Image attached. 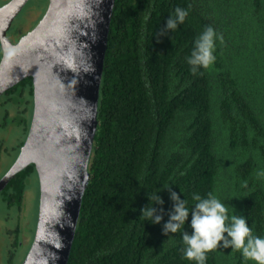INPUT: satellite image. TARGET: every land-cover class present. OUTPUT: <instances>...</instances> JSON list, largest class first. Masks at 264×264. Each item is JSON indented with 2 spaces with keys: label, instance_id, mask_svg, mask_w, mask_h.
<instances>
[{
  "label": "trees",
  "instance_id": "16d2710c",
  "mask_svg": "<svg viewBox=\"0 0 264 264\" xmlns=\"http://www.w3.org/2000/svg\"><path fill=\"white\" fill-rule=\"evenodd\" d=\"M177 7L188 11L185 22L160 35ZM209 26L222 37L216 59L193 74L186 58ZM32 81L16 87L22 102ZM98 121L69 264H195L183 258L179 232L163 235L168 187L190 208L193 194H212L264 237V0H116ZM33 179L30 166L11 181L12 206ZM156 192L164 200L159 225L140 211ZM207 257L255 264L231 249Z\"/></svg>",
  "mask_w": 264,
  "mask_h": 264
},
{
  "label": "water",
  "instance_id": "95a60500",
  "mask_svg": "<svg viewBox=\"0 0 264 264\" xmlns=\"http://www.w3.org/2000/svg\"><path fill=\"white\" fill-rule=\"evenodd\" d=\"M30 2L11 0L0 7V98L30 78L35 100L27 140L0 192L35 166L39 217L23 264H69L91 179L116 0H49L41 22L14 44L8 34Z\"/></svg>",
  "mask_w": 264,
  "mask_h": 264
},
{
  "label": "clouds",
  "instance_id": "9594fccd",
  "mask_svg": "<svg viewBox=\"0 0 264 264\" xmlns=\"http://www.w3.org/2000/svg\"><path fill=\"white\" fill-rule=\"evenodd\" d=\"M187 16L186 9L177 7L166 20L160 35L175 31L185 22ZM218 39L222 37L211 26L196 38L192 51L186 58L193 74L214 63V50ZM166 189L169 191L172 208L167 213L168 220L163 224L162 232L168 239L174 238L173 234L178 232L181 234L184 259L195 264H206L208 253L223 248L240 251L244 258L254 261L255 264H264V237L252 234L245 217L233 215L230 218L227 214L228 208L212 194L207 197L193 194L192 200L195 203L190 208L186 199H181L170 187ZM158 192L148 194L149 203L140 210L141 217L153 225L161 224L164 219V200ZM155 205L161 206L159 211ZM186 225L191 229L190 234L186 231Z\"/></svg>",
  "mask_w": 264,
  "mask_h": 264
},
{
  "label": "flooded vegetation",
  "instance_id": "af4514ba",
  "mask_svg": "<svg viewBox=\"0 0 264 264\" xmlns=\"http://www.w3.org/2000/svg\"><path fill=\"white\" fill-rule=\"evenodd\" d=\"M10 1L11 0H9L8 2ZM48 6H49V1H48ZM23 36H20L19 39H16L18 38V36L14 37L15 41H13L12 39V42L14 44H17L22 39ZM16 87L5 93L0 98V182L17 161L22 151V148L25 144V143L22 144L23 129H24L23 127L25 126L26 128H28V134H29L33 120V115H34V108H35L34 85H33L32 96L23 102L21 100L23 98L22 94L21 96L18 95L20 93L19 92L20 89L18 88L19 90L17 91ZM10 138H13V143L9 144V146L7 147V141H9ZM5 161L6 163L8 161L11 162L10 166L9 164L7 166L5 165V167L7 168V169L5 168L6 171L3 169L4 168L3 163ZM37 179L39 182L38 173H37ZM37 184L40 191V184L39 183ZM9 185L2 192H0V204L4 206L6 210L9 212L11 210H17V212L20 215L18 217L10 218L9 216L7 217V214H4V216L0 217V264H12L17 257L21 259L22 256H23V262L21 260V264H23L35 240L37 225H38V217H39L40 199L38 203L37 219L34 229L32 225V221L31 220L30 222H28V220L25 221L22 215L25 206L24 202L25 200L28 201V198L31 193L30 186L22 199V204L19 206L16 205V203L14 202L12 206L10 200H8L9 198L7 199V197H5Z\"/></svg>",
  "mask_w": 264,
  "mask_h": 264
},
{
  "label": "rangeland",
  "instance_id": "374dc122",
  "mask_svg": "<svg viewBox=\"0 0 264 264\" xmlns=\"http://www.w3.org/2000/svg\"><path fill=\"white\" fill-rule=\"evenodd\" d=\"M9 0H3L1 4L6 3ZM48 9V0H31V2L28 4V6L25 8V10L22 12V14L15 20L8 37L13 41L14 37H17L16 39H19L20 36H25L26 34L33 31L36 26L41 22L43 17L45 16ZM2 60V55L0 52V62ZM13 143V138H10L9 141H7V147L9 144ZM9 164L11 165V162L6 161L3 163V169L6 171V167ZM6 168V169H5ZM2 169V172H3ZM4 171V172H5ZM34 183L31 184V193L28 198V201L25 200V206L23 209V219L28 222L30 220L32 221L33 228L35 229L36 219H37V212H38V203L40 199V191L37 187L39 183L38 179H33ZM28 196V195H27ZM4 214H7V217H18L20 214L17 212V210H11L10 212L6 210L4 206L0 204V217L4 216ZM22 218V216H21ZM26 224V223H25ZM21 260L23 262V256L21 259L18 257L14 260L12 264H21Z\"/></svg>",
  "mask_w": 264,
  "mask_h": 264
}]
</instances>
